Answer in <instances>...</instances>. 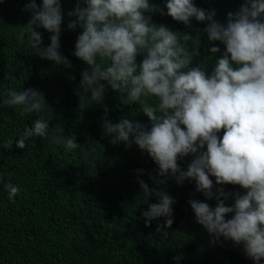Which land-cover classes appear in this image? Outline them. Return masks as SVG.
Masks as SVG:
<instances>
[{
	"label": "clouds",
	"instance_id": "1",
	"mask_svg": "<svg viewBox=\"0 0 264 264\" xmlns=\"http://www.w3.org/2000/svg\"><path fill=\"white\" fill-rule=\"evenodd\" d=\"M75 1L67 12L75 19L69 20L66 28L82 29L72 54L88 66L84 65L77 80L78 94L82 98L83 93L88 94L89 106L100 104L104 81L112 90L126 94L121 97L123 103L137 102L150 122L145 129L139 121L125 116L115 123L104 118L102 136L108 137L110 144L123 143L126 148L135 144L142 154L147 153L156 165L155 175L149 172L154 185H161L160 178L169 176L178 185L185 180L194 182L195 191L206 200H215L214 207L195 198L187 201L195 222L209 234L210 243L221 237L231 240L242 246L253 264H264V0H244L238 11L226 14L223 24L214 19V9L199 8L194 0H164L163 8L155 7L161 15L188 27L192 19L207 21L203 31L208 41L224 46L223 52L215 44L209 47L215 59L208 74L200 65L190 66L198 52L196 47L190 51L185 46L191 37L188 33L178 37L164 24L150 23L144 14L154 9L150 0H62L63 5ZM22 10L31 13L24 33L35 55L56 65L67 64L59 51L64 31L61 0H40L39 5L36 0H27ZM40 28L50 33L47 45L42 43ZM218 52L221 54L215 56ZM138 53L143 54L139 64ZM17 105L22 113L36 116L31 127L24 125L15 137V146L24 149L30 138H57L64 148L60 158L69 166L77 154L72 150L81 148L82 142L60 135L59 125L50 127L43 93L32 87L22 91L9 88L0 99V108ZM12 144L10 139L4 147ZM89 155L95 158V150ZM188 155L193 158L182 169L177 159ZM134 171L143 200L147 202L150 195L156 199L140 217L146 227L156 220V231L167 236L173 224L174 197L162 188L149 187L140 178L143 169ZM210 176L217 185H239L246 191L226 205L229 193L222 187L213 190ZM0 183L9 200L20 191L2 177ZM229 213L232 215L226 219ZM159 218H163L162 223Z\"/></svg>",
	"mask_w": 264,
	"mask_h": 264
},
{
	"label": "trees",
	"instance_id": "2",
	"mask_svg": "<svg viewBox=\"0 0 264 264\" xmlns=\"http://www.w3.org/2000/svg\"><path fill=\"white\" fill-rule=\"evenodd\" d=\"M26 2L0 3V99L9 88L39 90L45 98L50 127L59 125L60 135L77 137L82 147L72 150L77 154L67 167L60 158L64 148L57 138H30L24 149L17 148L15 137L24 125L31 127L36 114L22 113L19 105L0 108V177L20 189L9 200L0 183V264H253L242 246L231 240L221 237L210 243L209 234L195 222L187 201L195 198L214 207L215 200H206L195 191L194 182L185 180L178 185L169 176L160 178L161 185H154L149 172L155 175L156 165L147 153L142 154L135 144L127 148L123 143L110 144L109 138L102 136L104 118L115 123L125 116L139 121L145 129L150 122L137 102L123 103L121 97L126 94L112 90L104 81H101L105 83L102 103L89 106L88 94L83 93V98L78 94L81 90L77 80L84 65L88 66L72 54L82 29L66 28L67 22L75 19L67 16V12L76 1L63 5L61 0L64 31L59 51L68 60L63 65L41 59L32 51L24 33L31 15L22 10ZM36 3L39 5L40 0ZM150 3L154 9L144 12L150 23L164 24L177 32L178 37L188 33L191 37L185 46L190 51L196 47L198 52L190 66L200 65L206 74L211 73L215 58L208 49L215 44L223 52L224 46L219 41H208L203 31L207 21L192 19V26L188 27L155 11V7H164V0ZM243 3L244 0H194L199 8L214 9V19L222 24L227 21L226 14L238 11ZM38 30L43 45H47L50 33L43 28ZM142 58L143 54L138 53L137 64ZM10 139L12 146L5 148ZM93 149L95 158L89 155ZM192 158V155L178 157L177 163L186 169ZM135 169L144 170L140 178L149 187L162 188L175 199L173 224L167 229V236L156 231V220L146 227L140 217L147 204L156 199L150 195L147 202L143 200ZM210 179L213 190L222 187L229 193L226 205L246 191L239 185H217L214 177ZM231 215L226 214L225 218ZM159 220L162 223L163 218Z\"/></svg>",
	"mask_w": 264,
	"mask_h": 264
}]
</instances>
